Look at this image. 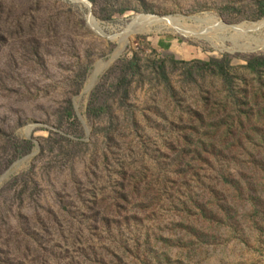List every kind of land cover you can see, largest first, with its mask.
<instances>
[{"label":"rangeland","instance_id":"374dc122","mask_svg":"<svg viewBox=\"0 0 264 264\" xmlns=\"http://www.w3.org/2000/svg\"><path fill=\"white\" fill-rule=\"evenodd\" d=\"M261 22L264 0H0V264H264Z\"/></svg>","mask_w":264,"mask_h":264},{"label":"water","instance_id":"95a60500","mask_svg":"<svg viewBox=\"0 0 264 264\" xmlns=\"http://www.w3.org/2000/svg\"><path fill=\"white\" fill-rule=\"evenodd\" d=\"M141 16H142V15H141ZM139 18H140V16L134 18V19L132 20V22L130 23L129 28H132V27H134V26L136 27V26H138V25H141L142 23L147 25V24H151V23L154 22V21L141 22V21H139ZM165 19H167V21H169V18H165ZM262 25H264V22L256 23V24L253 25L252 27H247V29H245V30H249V29H257L258 27H260V26H262ZM231 28L234 29V30H236V31H242V30H243V28H242L240 25H234V26H231Z\"/></svg>","mask_w":264,"mask_h":264},{"label":"bare ground","instance_id":"6f19581e","mask_svg":"<svg viewBox=\"0 0 264 264\" xmlns=\"http://www.w3.org/2000/svg\"><path fill=\"white\" fill-rule=\"evenodd\" d=\"M139 21H141V22H149V21H165V22H168L167 19H165V18H157V17L156 18L153 17L152 19L140 17Z\"/></svg>","mask_w":264,"mask_h":264}]
</instances>
